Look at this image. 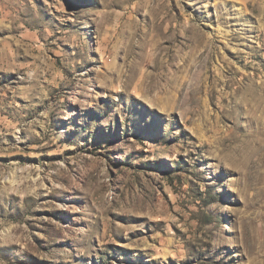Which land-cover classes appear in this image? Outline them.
Here are the masks:
<instances>
[{
	"label": "rangeland",
	"instance_id": "374dc122",
	"mask_svg": "<svg viewBox=\"0 0 264 264\" xmlns=\"http://www.w3.org/2000/svg\"><path fill=\"white\" fill-rule=\"evenodd\" d=\"M0 264H264V0H0Z\"/></svg>",
	"mask_w": 264,
	"mask_h": 264
}]
</instances>
